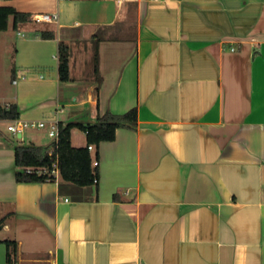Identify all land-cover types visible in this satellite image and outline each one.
<instances>
[{
    "label": "crops",
    "instance_id": "0c3cea01",
    "mask_svg": "<svg viewBox=\"0 0 264 264\" xmlns=\"http://www.w3.org/2000/svg\"><path fill=\"white\" fill-rule=\"evenodd\" d=\"M0 6L33 25L11 41L6 68L0 57V107L64 126L138 110L135 130L91 145L98 183L85 187L60 176L18 183L16 120H0V264L5 241L18 244L15 264H264V0ZM39 14L58 19L38 23ZM60 42L70 49L67 82ZM77 130L72 146L86 147ZM37 132L46 141L17 139L52 143Z\"/></svg>",
    "mask_w": 264,
    "mask_h": 264
},
{
    "label": "trees",
    "instance_id": "16d2710c",
    "mask_svg": "<svg viewBox=\"0 0 264 264\" xmlns=\"http://www.w3.org/2000/svg\"><path fill=\"white\" fill-rule=\"evenodd\" d=\"M9 17H13L14 27L18 24L27 23L31 20L28 14L16 11L12 7L0 6V31L7 28ZM43 39H54L53 31H42ZM95 75L99 79L98 69V49L95 48ZM58 75L61 82L70 80V49L64 42L59 43L58 50ZM19 110L16 105H11L9 109L0 107V120H18ZM138 125V110L133 108L122 115L106 113L99 116L94 124L83 125L80 123H70L63 125L60 123L59 142L56 150L58 160L59 176L63 181L71 182L78 187H85L94 184L98 177L97 168L92 167L93 156L88 146L98 147L102 142H111L116 139L118 129L135 130ZM79 128L87 135V146L75 148L71 143V131ZM52 143L47 147L37 145H15L16 181L18 183H44L56 180L51 174L54 158L48 154ZM98 159L96 153L95 160ZM30 170V172H28ZM37 170L41 173L38 174ZM7 251V264H15L17 253L16 241H5Z\"/></svg>",
    "mask_w": 264,
    "mask_h": 264
},
{
    "label": "built area",
    "instance_id": "2783aa9c",
    "mask_svg": "<svg viewBox=\"0 0 264 264\" xmlns=\"http://www.w3.org/2000/svg\"><path fill=\"white\" fill-rule=\"evenodd\" d=\"M58 16L56 14H39L33 17L35 22H47L53 23L56 22ZM16 83V81H15ZM8 130L16 135L23 134L27 130H47L49 138L52 139V146L48 150V154L51 158H54L51 174L57 179L59 177V167L58 160L56 157V150L58 148L59 142V132H60V121L58 118H53L52 120H41V121H23L16 120L9 127ZM89 150H93V146H88ZM99 166L98 160L92 162V167L97 168ZM30 172V170L28 171ZM37 173L40 174L41 171L37 170ZM94 183H98V178H95Z\"/></svg>",
    "mask_w": 264,
    "mask_h": 264
},
{
    "label": "rangeland",
    "instance_id": "374dc122",
    "mask_svg": "<svg viewBox=\"0 0 264 264\" xmlns=\"http://www.w3.org/2000/svg\"><path fill=\"white\" fill-rule=\"evenodd\" d=\"M31 26H33L32 23L28 22L26 24L25 23L18 24L17 28H15L13 17H9L7 21L6 30L0 32V57L1 59H3V65L5 66V68L9 65L11 60V54L13 50V47L10 45L11 41L16 39L18 32L21 34L26 33L30 30ZM75 133L79 139H82V137H84V131L82 130L80 131L77 130ZM33 134H38L37 137L40 141H46V139L48 138L47 134L44 132H37V130H27L26 133L24 134L23 141L27 143ZM8 135L13 138L15 145L23 144L17 139L16 134H8ZM27 245L29 246V244Z\"/></svg>",
    "mask_w": 264,
    "mask_h": 264
},
{
    "label": "water",
    "instance_id": "95a60500",
    "mask_svg": "<svg viewBox=\"0 0 264 264\" xmlns=\"http://www.w3.org/2000/svg\"><path fill=\"white\" fill-rule=\"evenodd\" d=\"M18 137L21 138V134H19Z\"/></svg>",
    "mask_w": 264,
    "mask_h": 264
}]
</instances>
